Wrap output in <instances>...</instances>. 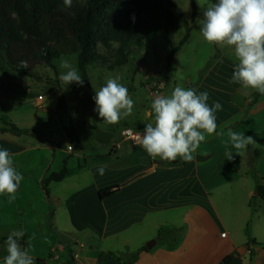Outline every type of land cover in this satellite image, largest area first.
I'll return each instance as SVG.
<instances>
[{"label":"crops","instance_id":"0c3cea01","mask_svg":"<svg viewBox=\"0 0 264 264\" xmlns=\"http://www.w3.org/2000/svg\"><path fill=\"white\" fill-rule=\"evenodd\" d=\"M210 79L200 92L209 93L210 106L222 104L217 124L229 125L222 127L225 135L202 142L191 162L164 164L145 150L127 147L118 131L89 133L77 121V142L68 137L65 124L48 138L33 128L20 129L35 135L1 134L0 148L13 154L24 179L15 201L0 195V264L13 230L25 232L22 247L35 233L34 264H264V206L256 202L251 209L264 186V99H254L253 89L230 84V76ZM229 128L255 141L242 155L229 144L232 160L224 155ZM26 135L39 140L25 141ZM198 155L206 160H197ZM131 156L135 159L127 161ZM100 166H106L104 175ZM63 169L69 172L62 181L44 185ZM114 186L119 187L115 193L100 197V191ZM163 224L178 228L174 249L155 235Z\"/></svg>","mask_w":264,"mask_h":264},{"label":"rangeland","instance_id":"374dc122","mask_svg":"<svg viewBox=\"0 0 264 264\" xmlns=\"http://www.w3.org/2000/svg\"><path fill=\"white\" fill-rule=\"evenodd\" d=\"M174 1L189 21L190 36L172 59L169 56L183 41L187 28L159 34L149 43L142 37L131 42L128 46L131 50L130 60L125 66L114 70L91 67L87 71L86 79L79 68L77 54L60 57L55 68L47 64L37 65L33 77L13 71L5 57L0 54V128L11 123L18 128L38 129L47 138L55 135L61 124L75 125L76 121L87 127L89 133L96 128L112 129L119 133L127 128L144 131L145 124L153 122V116L147 118V110H151V103L157 95H170L176 86L195 88L200 92L202 85L214 76L232 77L235 64L233 50L227 46L220 48L207 43L200 32L197 19L203 18L204 9L197 0ZM200 3L206 6L212 2L200 0ZM61 59H68L79 70L84 80L82 86L75 82L67 86L61 85L59 75L64 71L59 67ZM115 77H119L120 82L128 88L134 100V109L127 119L121 120L119 124L109 125L95 111L93 97L95 88L99 89L108 78ZM39 96H43V99ZM60 97H64L66 107L59 110ZM253 98L264 99V95L254 90ZM228 125L229 122H225L222 127ZM22 139L30 142L39 140L27 135ZM125 145L133 151L144 150L129 140ZM133 158L131 156L127 161ZM252 201V210L256 202L264 206L263 197H253ZM170 216L173 220L179 219L177 213ZM161 228L163 231L160 233ZM161 228L156 229L155 235L161 244L174 249V244L178 245L180 241L178 228L166 224Z\"/></svg>","mask_w":264,"mask_h":264},{"label":"clouds","instance_id":"9594fccd","mask_svg":"<svg viewBox=\"0 0 264 264\" xmlns=\"http://www.w3.org/2000/svg\"><path fill=\"white\" fill-rule=\"evenodd\" d=\"M197 2L204 9L203 18L197 19L204 40L233 50L235 64L229 83L264 95V0H216L206 6L200 0ZM64 5L71 8L73 0H64ZM28 67V61L20 62V68ZM59 67L64 70L59 75L62 86L73 82L84 84L79 70L68 59H61ZM93 99L95 111L106 124H119L133 113L134 100L119 77L108 78L99 89L95 88ZM208 101L207 91L198 93L195 88L181 86H176L170 95H157L151 103L153 122L145 124L139 145L153 159L159 157L167 163L191 162L193 154L208 137L225 135L216 116L223 106L219 101L210 106ZM227 136L224 155L228 160L234 159L229 144L237 150L236 154L242 155V150L255 143L252 135L231 128ZM105 170L106 166L98 168L100 175H104ZM23 179L14 165L13 154L0 148V195H7L10 203L15 201ZM24 236L23 230L8 234L4 241L7 255L3 264H34L31 240L35 239V233L26 247L19 242Z\"/></svg>","mask_w":264,"mask_h":264},{"label":"trees","instance_id":"16d2710c","mask_svg":"<svg viewBox=\"0 0 264 264\" xmlns=\"http://www.w3.org/2000/svg\"><path fill=\"white\" fill-rule=\"evenodd\" d=\"M183 28H187L186 35L169 59L190 36L189 21L174 0H73L71 8L65 7L64 0H0V54L13 71L28 77L35 75L39 64L55 68L60 57L77 54L86 79L91 67L114 70L125 66L130 60L131 42L142 37L149 43L159 34ZM22 60L28 61V68H20ZM65 107L64 97H60L58 109ZM73 129V125L66 127L68 137L77 142ZM7 132L37 134L11 123L0 128V135ZM68 172L63 169L52 173L44 185L62 181ZM118 188H107L99 195L102 199L109 197ZM258 192L264 198V186H259ZM144 250L146 247L136 255Z\"/></svg>","mask_w":264,"mask_h":264},{"label":"built area","instance_id":"2783aa9c","mask_svg":"<svg viewBox=\"0 0 264 264\" xmlns=\"http://www.w3.org/2000/svg\"><path fill=\"white\" fill-rule=\"evenodd\" d=\"M40 99H43V96H39ZM144 131H135L133 129L127 128L122 131V134L126 140L133 142L134 145H139V140L142 138Z\"/></svg>","mask_w":264,"mask_h":264},{"label":"water","instance_id":"95a60500","mask_svg":"<svg viewBox=\"0 0 264 264\" xmlns=\"http://www.w3.org/2000/svg\"><path fill=\"white\" fill-rule=\"evenodd\" d=\"M196 158H197V160H199V161H203V160L206 159V157L201 156V155H198ZM147 247L150 248V245H148Z\"/></svg>","mask_w":264,"mask_h":264}]
</instances>
